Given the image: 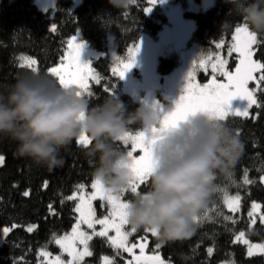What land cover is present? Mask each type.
<instances>
[{
	"label": "trees",
	"instance_id": "trees-1",
	"mask_svg": "<svg viewBox=\"0 0 264 264\" xmlns=\"http://www.w3.org/2000/svg\"><path fill=\"white\" fill-rule=\"evenodd\" d=\"M72 0H57L53 17L37 9L34 0H0V92H4L23 73L33 72L21 67L23 59H34L38 72L46 74L58 83L49 69L60 62L68 39L79 32L81 38L95 50L102 52L94 62V71L101 76V83H93L91 96L85 98L91 105L100 104L105 97L115 94L129 111L139 104L121 91V82L113 75L111 60L125 57L127 49L142 36L155 37L166 22L158 7L147 15L144 0H133L127 7L117 9L109 0H81L72 8ZM183 5L187 0H175ZM201 1V0H197ZM230 5L224 0H213V5L204 11L186 12L194 20V31L189 43L194 42L205 52L215 49V44L231 40L234 29L243 23L237 16L229 14ZM227 20L230 25L221 26ZM55 26L56 31L51 29ZM254 58L264 63V34L257 35ZM179 65L177 53H169L159 58L157 71L166 76ZM260 87L264 89V82ZM109 89V91H105ZM261 107L253 106L250 115L229 116L225 122L233 128L244 142L245 150L235 167L214 180L215 191L206 210L198 217L194 235L185 241L161 245L146 229L132 232V241L145 238V252L159 255L166 264H182L181 255L186 256V264H264V254L248 257L245 245L235 242V236L244 232L251 242L264 239V224L249 227V207L253 202L261 205L264 214V187L260 176L264 174V92H257ZM258 114V115H257ZM141 130L139 125L131 126L129 132ZM115 146L126 153L128 144L117 141ZM87 147L74 141L61 155L65 163L54 171L37 167L30 160L16 154L15 144L7 137H0V155L4 163L0 165V228L11 231L3 233L0 244V264H39L40 251L59 253L55 239L69 234L76 221L75 199L69 200L77 185L88 188L94 180L91 173L95 160L84 154ZM247 179L253 183H244ZM47 181V187L44 183ZM149 178L140 185L137 193L148 189ZM29 195L25 196L24 193ZM137 193L127 190L122 200L131 201ZM239 195V208L231 213L226 208L225 196ZM63 201V202H62ZM52 205L55 214L49 211ZM95 209L102 212L101 202L95 201ZM104 211V210H103ZM228 217L229 219H225ZM35 225L32 232L28 227ZM132 228L126 224L125 231ZM1 235V231H0ZM89 240L91 256L85 259L89 264H102L103 259L123 263L124 252L114 248L106 236H91ZM160 245L157 248V245ZM213 251L209 254L208 249ZM135 264V262H133Z\"/></svg>",
	"mask_w": 264,
	"mask_h": 264
},
{
	"label": "clouds",
	"instance_id": "clouds-1",
	"mask_svg": "<svg viewBox=\"0 0 264 264\" xmlns=\"http://www.w3.org/2000/svg\"><path fill=\"white\" fill-rule=\"evenodd\" d=\"M117 9L133 0H109ZM229 14L237 16L256 35L264 34V0H224ZM230 25L224 20L221 26ZM77 89L63 87L38 71L20 74L0 92V137L16 146L20 158L51 172L63 167L61 155L81 136L90 147L84 154L95 160L91 173L106 190L119 194L133 180L130 158L115 144L131 126L161 128L162 113L152 103H139L129 111L115 94L91 105ZM169 104L165 112L173 109ZM154 166L147 191L135 195L125 209L132 229L155 231L161 245L190 239L195 219L207 209L215 191L214 180L226 174L243 155L244 142L225 120L195 113L175 126L150 133ZM182 264L187 257L181 255Z\"/></svg>",
	"mask_w": 264,
	"mask_h": 264
},
{
	"label": "snow or ice",
	"instance_id": "snow-or-ice-1",
	"mask_svg": "<svg viewBox=\"0 0 264 264\" xmlns=\"http://www.w3.org/2000/svg\"><path fill=\"white\" fill-rule=\"evenodd\" d=\"M160 0H147L149 7L145 9L146 13H149L152 8ZM55 32V26L51 29ZM76 38L73 37L67 43L69 45L67 51V59L69 60V66L74 68V71L66 72L61 67H52L49 69V72L52 76L56 77L58 83L63 87H71L77 89V95L87 94L88 96L92 95V92L89 90L88 81L93 80L96 84L101 83V76L94 71L92 64L90 62H81V51L83 48V42L75 43ZM235 43L229 48V55L232 52L238 54V64L235 68V72H229L225 69L227 61L222 59L219 55L215 57V62L211 63V70L213 78L209 83L201 86L194 83V70L198 66L202 69H206L207 63L204 59L199 61H193L191 68L189 69L187 76L185 77V87L183 94L180 95L173 102V109L169 112H165L163 106H161L156 101H153V106L159 112H161L162 118L160 120L161 128H152L149 132L147 129L136 132L135 134L127 132L123 137L120 138V141H123L124 144L131 142L132 151H128L127 155L130 158V170L133 175V180L130 182L129 186L125 189H122L119 194L111 193L106 190L98 181L93 180L92 189L94 190L91 195L85 198V195H79V203L77 204L75 211L79 213V219L71 235H65L61 238L55 239V243L60 246V248L68 254L71 259L67 264H80L85 257L91 256L92 252L89 250L88 241L91 240V236L87 235L85 232L80 231L81 223L86 224L89 229H94L95 224L102 225V230L95 235L104 237L108 235V231L112 230L115 232L114 237H109L110 244L118 249L133 254V260L135 264H165V261L157 255L145 256V238H141L139 244H128V237L132 232H135L136 229H132L131 232L123 231V226L127 224L125 209L128 207V201L122 200L121 196L127 190H130L132 193H137L140 185L144 184L147 178H149V173L151 172L154 166V159L151 150V144L153 142L150 138V133L155 134L158 131L167 129L170 126H175L176 122L186 118L187 116L195 113H208L211 116L220 119L226 120L229 115H236L247 118L250 115L249 110L253 107H261V101L257 98V92H264V89L260 87L261 82H264V63H261L253 59L254 50L253 45L258 44L257 35L253 32H250L247 26H238L236 28V35L233 36ZM217 48L222 47V42L216 44ZM140 50V40L134 44L128 51L127 61H120L117 66L112 68L113 75L117 76L118 79H123L125 73L128 72L135 64V58L137 53ZM212 57H208V61H211ZM36 61L34 59H23L21 67L31 68L33 72L37 71L34 67ZM63 64V58L61 60ZM219 73L220 75L226 78L225 82H218L215 79V74ZM259 73L257 77L254 74ZM249 82H255L256 87L250 89L248 87ZM109 91V89H105ZM234 99H239L244 101L242 105L233 106L232 101ZM258 115V114H257ZM239 134V133H238ZM78 144H82L87 147L89 139L86 136H81L77 140ZM139 149L142 155H139L138 158L134 157L133 152ZM4 156L0 155V165L4 163ZM261 180H264V176H261ZM254 181L247 179V170H245L244 183L250 184ZM44 187H47V181L44 183ZM77 188L83 190L84 185H77ZM138 194V193H137ZM25 196L29 195L28 192L24 193ZM77 198V192H73L72 196L67 197L69 200ZM99 198L100 200H106L110 206L109 216L103 219H95V210L92 207V200ZM239 195L234 197L225 196V203L232 212H236L239 208ZM63 202V201H62ZM259 208V205L253 204V209L256 210ZM49 211L51 214H55V210L52 205H49ZM253 213H249L251 217ZM195 222L198 221V217L194 218ZM225 219H229L225 217ZM261 221L264 222V215L260 217ZM253 223L255 221L253 220ZM35 225L28 227L27 231L32 232L35 229ZM4 234L7 235L11 229L4 228ZM151 232L153 236L156 235L155 231L147 230ZM237 241H243L245 244L248 243L244 239V233L241 232L237 237ZM77 242L83 245V250H77ZM139 247L140 256H136L133 253V250ZM160 245H157L159 248ZM262 251H264V245L259 246ZM212 249L209 248V254L212 253ZM40 255L49 256L47 252H41ZM249 256L253 255L251 246L249 247ZM50 264H64V261L57 256L54 260L50 261ZM105 264H114V262L105 258ZM128 264H132L131 261Z\"/></svg>",
	"mask_w": 264,
	"mask_h": 264
},
{
	"label": "rangeland",
	"instance_id": "rangeland-1",
	"mask_svg": "<svg viewBox=\"0 0 264 264\" xmlns=\"http://www.w3.org/2000/svg\"><path fill=\"white\" fill-rule=\"evenodd\" d=\"M144 1L146 4L144 7V11H145V9L149 7V5L147 3V0H144ZM56 2L57 0H34V4L37 7V9L42 12L49 13L50 18L53 17ZM71 2H72V8H75L80 4L81 0H72ZM212 5H213V0H201V1L187 0L185 5L175 0H160V2H158L154 7H158L160 9L161 13H163V15L166 18V22L162 23V27L155 37L142 36L139 39L140 40V50L136 55L135 64L128 72L125 73V76L123 79H119L121 82V91L124 94L130 96L132 99H134L138 103H152L153 101H156L161 106L165 107L169 104H173V102L180 95L183 94L185 83H186L185 77L187 76V73L189 69L191 68L193 61L196 60L197 65H198L199 61L201 59H204L207 63L206 69H202L197 66L194 70L195 78L193 82L201 86L209 83L210 80L213 78L214 74L212 73L210 65L212 62H215V57L217 55H219L222 59L227 61V64L225 65V69L227 71L235 72V68L238 64V54L235 52H232L231 55H229V48L231 47L233 43H235V41L233 40V36L236 35L237 27L232 32L231 40L229 41V43L225 44L224 41H220L216 43L218 44L222 42L221 48H217L215 44L214 50L203 52L200 50V47H198L196 43L194 42L189 43L192 37L193 31H194V20L190 16H186L185 13L186 12L196 13L198 11H204L205 9H207L208 7ZM154 7L149 13H146V11L145 13L147 15H150ZM243 25L244 24L240 26H243ZM73 37L76 38L75 43L83 42V48H82L81 57H80L81 62H90L94 69L93 62L97 57L102 56V52L95 50L90 44L84 41L81 38V35L79 32H76L74 35H72L68 39V41L72 39ZM134 44L131 45L127 49V52L124 58L121 59L120 57H115V56L112 58L111 68H113L114 66H117L120 61H127L128 51L131 47L134 46ZM68 47L69 45L67 43L66 49L64 50V55L62 57L63 64H61V60H62L61 58L60 62L53 67H61L64 71L71 72V71H74L75 69L69 66V60L67 59ZM253 50H254V45H253ZM169 53L178 54L179 65L176 68H174L166 76H162L157 71L158 60L159 58L164 57L168 55ZM209 56L212 57L211 61H208ZM253 59L256 60L254 56H253ZM254 75L258 77L259 73L254 74ZM215 79L218 82L226 83V78L220 75L219 73L215 74ZM93 83H95V81L89 80L88 81L89 87ZM248 87L250 89H254L256 87L255 82H249ZM231 103L233 106H237V105H242L245 102L239 99H234ZM229 116H236V115H229ZM78 145L83 146L82 144H78ZM128 146L129 148L127 149L126 153L128 151H132L131 142L128 143ZM133 155L134 157L138 158L139 155H142V153L139 151V149H136V151L133 152ZM261 176H264V174ZM261 176H260V182L264 187V180H261ZM91 185L88 188L84 187L82 192L80 189L76 191L77 198L75 199V208L77 204L79 203L78 197L80 194L85 195V198H87V196L92 194L94 190L92 189ZM95 201L101 202V206L103 209L100 214H98V212L95 209V205H94ZM91 203H92L93 209L95 210V219L99 220V219H103L109 216V212L111 209L106 200H100L99 198H97L95 200H92ZM254 203L259 205V208L256 210L253 209ZM226 208L228 211H230L227 204H226ZM230 212L234 213L232 211ZM248 213H253L249 221L250 228L254 226L256 223L264 224V222H262L260 219V217L264 214L262 213L261 205L258 202H253L252 204H250ZM78 219H79V213L76 212V221L72 229L70 230L69 234L67 235L72 234L73 228L75 227ZM253 220L255 221V223H253ZM125 225L123 226V231H125ZM102 227L103 226L100 224H95L94 229H89L86 224L81 223L80 231L85 232L89 236H93L95 235L94 233H98L99 231H101ZM3 230L4 228H0V231H1L0 244L2 242V237L4 233ZM240 233H238L235 236L234 241L245 245L246 254L248 257L264 254V251H262L261 248L259 247L260 245H264V239L261 242H251L249 241V239L245 236V233L243 232L244 239L248 241V243L245 244L243 241H237V237L239 236ZM115 235L116 234L114 231L109 230L108 235L106 237L109 240V237H114ZM140 242L141 240H136L134 242L130 240L128 237L129 245L139 244ZM88 246H89V241H88ZM250 246L253 252V255L251 256L248 255ZM76 247H77V250H83L84 246L79 244V242H77ZM89 250H90V247H89ZM42 251L49 253V256L46 258L45 256L40 255ZM42 251H40L39 253V256L42 258L40 259L39 264H50V261L54 260L57 256H59L61 260L64 261V264H67V262L71 259V257H69L68 254L60 248V246H59V253L57 254H52L46 250H42ZM121 251L124 252L129 257L123 258L124 260L123 263L115 262V264H128L129 261H131L133 264V262H135L133 260V254H130L123 250ZM133 253L136 256H140L139 247H136L133 250ZM144 255L151 256L145 252V248H144ZM86 258L87 257H85L82 261H80V264H89L85 262ZM166 263L167 262H165V264ZM102 264H105V259H103ZM219 264H232V263L229 261H224Z\"/></svg>",
	"mask_w": 264,
	"mask_h": 264
}]
</instances>
